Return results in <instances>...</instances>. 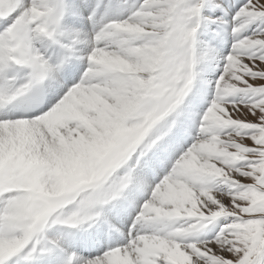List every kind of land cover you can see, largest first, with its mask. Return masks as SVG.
I'll return each mask as SVG.
<instances>
[{
	"label": "snow or ice",
	"instance_id": "6c2138e0",
	"mask_svg": "<svg viewBox=\"0 0 264 264\" xmlns=\"http://www.w3.org/2000/svg\"><path fill=\"white\" fill-rule=\"evenodd\" d=\"M0 264H264V0H0Z\"/></svg>",
	"mask_w": 264,
	"mask_h": 264
}]
</instances>
